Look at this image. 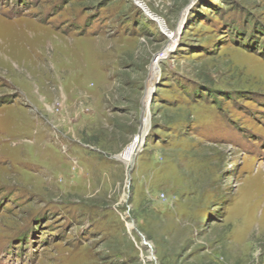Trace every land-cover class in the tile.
<instances>
[{"label": "rangeland", "instance_id": "obj_1", "mask_svg": "<svg viewBox=\"0 0 264 264\" xmlns=\"http://www.w3.org/2000/svg\"><path fill=\"white\" fill-rule=\"evenodd\" d=\"M140 1L0 0V264H264V0Z\"/></svg>", "mask_w": 264, "mask_h": 264}, {"label": "bare ground", "instance_id": "obj_2", "mask_svg": "<svg viewBox=\"0 0 264 264\" xmlns=\"http://www.w3.org/2000/svg\"><path fill=\"white\" fill-rule=\"evenodd\" d=\"M137 4H139L140 6H142V7H144L143 6V3H141V1L140 0H134ZM138 5V6H139ZM144 9H145V7H144ZM170 38H171V40L170 41H172L173 39H175L176 38V36L174 35V34H169L168 35ZM154 69L155 68H153L152 69V71H154ZM155 76V75H154ZM154 76H150L149 77V81H152L153 79H154ZM149 91V90H148ZM147 91V92H148ZM143 104H144V100L142 101V119L143 118H147V103H146V105L145 106H143ZM139 137V136H138ZM137 149H138V143L137 142H135L134 144H132V146H130V149L129 150H127V152L125 153V154H123V155H121V156H119V158H120V160L124 163V165H126V166H129L130 164H131V162H132V159H133V156L135 155V152L137 151Z\"/></svg>", "mask_w": 264, "mask_h": 264}]
</instances>
